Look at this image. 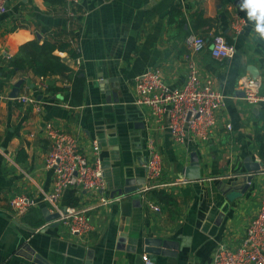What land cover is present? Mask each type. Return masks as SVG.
I'll return each instance as SVG.
<instances>
[{"label": "crops", "instance_id": "1", "mask_svg": "<svg viewBox=\"0 0 264 264\" xmlns=\"http://www.w3.org/2000/svg\"><path fill=\"white\" fill-rule=\"evenodd\" d=\"M240 3L80 0L76 18L70 21L64 0H8L0 12V264H38L35 257L43 264H146L144 257L152 264H211L220 245L242 244L259 212L264 185V103L245 101L241 82L257 69L264 97V40ZM72 26L80 57L56 55L85 79L83 103L78 106L65 101L63 92L46 90L70 89L67 79H40L7 67L21 45L34 39L41 43L50 33ZM192 34L209 42L194 56L198 76L213 79L226 97L205 144L176 143L149 107L135 103V80L151 70L159 71L169 87L183 88L188 72L184 43ZM217 35L235 46L232 59L212 57L211 41ZM19 80V93L35 98L37 105L8 98ZM48 124L76 136L90 160L93 141L100 143L107 185L103 194L113 202L88 213L93 230L86 237L72 234L60 222L52 226L57 220H45L59 213L43 201L53 187V173L44 167ZM150 142L163 161L155 184L166 186L121 195L116 189L128 179L132 184L145 179L149 185ZM194 154L200 163L199 180L186 177ZM257 165H262L260 171H248L247 166ZM183 179L192 182L173 185ZM154 192L167 193L173 203ZM20 195L34 198L36 206L15 220L8 201ZM70 195L66 192L59 203L62 214L88 204L86 193L76 194L77 206L70 204ZM35 221L42 222L41 228L32 227ZM146 239L168 242V255L146 253Z\"/></svg>", "mask_w": 264, "mask_h": 264}, {"label": "built area", "instance_id": "2", "mask_svg": "<svg viewBox=\"0 0 264 264\" xmlns=\"http://www.w3.org/2000/svg\"><path fill=\"white\" fill-rule=\"evenodd\" d=\"M80 0H64L65 14L68 20H74ZM8 0H0V12L4 11ZM76 47V40H71ZM208 41L198 35H189L185 40L188 53L186 60L188 72L186 82L181 89L169 87L159 71H149L138 76L135 80V103L151 109L154 118L166 126L176 143L186 144L207 143L216 127V113L224 106L225 96L216 87L211 78L198 76V64L194 56L200 53ZM236 54L234 45L228 43L222 35L214 36L211 41V55L218 60L232 59ZM42 79V78H40ZM244 100L250 104L264 103L261 96V83L252 78H244L241 82ZM2 98V97H0ZM22 105H37L35 98L20 92L16 98L11 99ZM228 130L231 125H226ZM48 141V151L44 167L53 173L52 190L43 195V201L59 212L57 222L67 225L72 234L86 237L93 227L90 224L88 213L94 209L106 206L113 199L106 197V179L101 157L100 143L96 140L92 144L90 160L76 136L63 132L48 124L45 127ZM149 157L146 163L148 186L142 192L166 186L155 184L163 173V161L160 153L150 142L148 144ZM1 153V152H0ZM188 179L180 180L173 185L190 184ZM75 190L77 194L86 193L88 204L78 207H69L65 213H60L59 203L64 194ZM10 217L17 220L36 206L31 196H14L8 201ZM160 211L159 207H154ZM146 264H152L148 257H144ZM211 264H264V185L262 188L260 209L252 219L242 244L237 248L220 245L214 253Z\"/></svg>", "mask_w": 264, "mask_h": 264}, {"label": "trees", "instance_id": "3", "mask_svg": "<svg viewBox=\"0 0 264 264\" xmlns=\"http://www.w3.org/2000/svg\"><path fill=\"white\" fill-rule=\"evenodd\" d=\"M47 3H61L62 0H44ZM73 26L65 29L62 32H52L42 42L34 39L19 47L18 54L12 57L7 67L11 69L12 73H24L31 74L37 78H46L58 76L60 78L67 79L70 85V89L66 88H47V91L63 92L64 100L69 102L71 106H78L83 103V92L85 86V79L80 76V73H73L72 69L66 63V60L59 57L58 53H66L71 59H78L80 57L78 48L71 43V40H75ZM2 84L0 83V91ZM260 141L264 142L260 137ZM23 156L22 151L19 152V156ZM19 161V159H18ZM70 204L77 206L78 200L76 198V191H70ZM157 198L165 201L168 204H172L173 200L165 192H154ZM42 222L35 221L32 224L34 228H41Z\"/></svg>", "mask_w": 264, "mask_h": 264}, {"label": "water", "instance_id": "4", "mask_svg": "<svg viewBox=\"0 0 264 264\" xmlns=\"http://www.w3.org/2000/svg\"><path fill=\"white\" fill-rule=\"evenodd\" d=\"M251 71H252L251 78L253 80H257L259 76L257 69L252 68ZM22 84H23L22 80H19L18 82L14 84L9 94V97H8L9 99H14L17 97ZM250 161L251 159H248V163H250ZM261 166L262 165H257L256 167L247 166V169L249 172H258L261 170ZM186 177L191 180H199L201 178L200 163H199V159L196 154H194V156L192 157V164L190 165L188 169H186ZM253 177H254L253 175L249 176V178L247 179L248 182H251L253 180ZM129 180L130 179L125 181L124 186L122 185L120 188L116 189L121 195L135 194L141 191L142 189H144L146 186L145 179H143L142 181H137V183L135 184L134 182L132 184ZM59 218H60V214L57 213L54 215H49V217L45 218V220L47 222H50V221L58 220ZM58 224L59 222L56 221L55 223L52 224V226H58ZM144 245H145L146 253L155 254V255H160V254L168 255V253H166L168 242L162 239H146L144 241ZM37 261H39L38 264H43L42 259H39V257L34 258V262L36 263Z\"/></svg>", "mask_w": 264, "mask_h": 264}, {"label": "clouds", "instance_id": "5", "mask_svg": "<svg viewBox=\"0 0 264 264\" xmlns=\"http://www.w3.org/2000/svg\"><path fill=\"white\" fill-rule=\"evenodd\" d=\"M239 7L246 12L248 21L253 23L258 38L264 40V0H242Z\"/></svg>", "mask_w": 264, "mask_h": 264}]
</instances>
